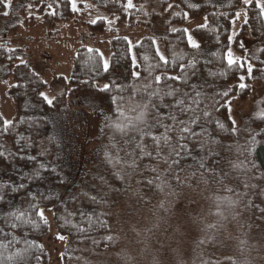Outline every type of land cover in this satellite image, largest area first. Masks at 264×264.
I'll use <instances>...</instances> for the list:
<instances>
[{"label":"trees","instance_id":"trees-1","mask_svg":"<svg viewBox=\"0 0 264 264\" xmlns=\"http://www.w3.org/2000/svg\"><path fill=\"white\" fill-rule=\"evenodd\" d=\"M8 1L0 0V21L8 16L4 15ZM10 1L13 4L17 0ZM91 1L114 16L116 27L150 24L146 0H132V8L127 7L128 0ZM30 3L33 13L35 10L41 15L50 32L61 22L80 19L78 11L72 10L71 0H31ZM262 4L264 0H251L249 4L243 0H162L166 15L173 8L177 10L167 22V30L156 35H143L134 44L125 34L113 35L107 71L103 52L98 47L87 43L77 45L66 86L53 94L51 105L40 95L47 89L48 81L22 59V48L0 41V80L8 81L7 91L15 103L14 114L7 124L0 110V196L3 197L0 199V264L47 262L48 255L40 239L49 233L50 220L44 214L48 221L45 224L37 213L48 206L52 207L58 230L74 242L95 240L100 249L114 247L118 242L110 222L123 196L117 188H130L135 179L139 181L134 186L135 191L130 188L133 193L126 194L129 201H134V196L139 193H147L151 187L157 195L171 189L179 191L173 187L177 184L174 181L176 174L180 183L187 180L194 188L203 191L208 207L215 206L214 197L219 203L220 198L224 200L213 211L214 214L217 211V217L214 215L216 221L222 223L221 232L215 233L216 230L210 226V235L182 238L180 253L175 248L169 249L167 242L165 253L154 254L155 258L159 256L157 260L147 259L144 255H124L118 264H264L262 247L258 250L248 238H232L225 229V225L241 211L240 208L234 212L240 203L228 189L244 191L246 183L254 180L251 203L255 206V188L264 184V116L261 115L264 113V92L247 115L245 124L251 132L243 131L241 141L237 139L241 128L236 122L237 131L232 132L229 116L235 118L226 106L227 101H231V109L236 101H246L254 91V84L264 83ZM241 14L244 18L239 22ZM98 17L96 24H92V20H82L91 34L106 30L108 18L98 20ZM190 19L200 21L191 27L189 33L187 23ZM189 36L199 45L198 48L191 47ZM158 40L163 44L167 64L157 55ZM229 50L233 51L232 55H239L233 57L236 63L232 65L227 61ZM192 62H195L194 69L189 67ZM181 64L185 65L183 71ZM248 64L252 65L251 76L247 71ZM135 72H139V77L133 74ZM155 76L162 77L160 84L155 83ZM168 76H180L182 79L168 80ZM241 76L243 81L239 79ZM241 83L247 87L241 89ZM106 84L110 87L104 90ZM173 89L187 93L186 103L189 105H192L196 93H200L196 97L200 101L199 107L192 106L196 107L199 125L205 130L192 125L200 135L186 141L188 148L179 157V167L174 166L171 174L163 171L168 165L161 169L157 167L161 163L155 159L153 142L145 138L143 143L147 144L153 156L137 157L139 169L133 175L124 163L131 161L126 153L132 149L125 144L127 136L119 131L117 125L126 124L128 118L137 116L141 106L148 102L150 93L160 91L162 95ZM224 91L229 92L227 97L222 95ZM151 99L158 103L156 97ZM171 99L165 97V103ZM87 102L92 111L85 107ZM117 106L124 113L119 120ZM74 107L76 111L72 115ZM66 109L69 115L67 120L64 119L65 129L62 130L66 138L61 144L53 115ZM204 112L209 115L205 116ZM94 115L98 117V131L94 137L85 134L82 141L84 131L79 133L81 129L76 131L73 127L77 124L86 131V122ZM188 115L191 113H187L185 118ZM92 138L105 145L100 150V157L98 147L88 150L87 145ZM89 151L94 156H89ZM201 162L205 165L203 169L199 167ZM85 167L97 171L95 177L99 183L90 185L92 190L79 187L78 178L84 177ZM152 167H156L157 172L161 171L158 172L160 179H155ZM37 170L40 178L32 179ZM147 180L159 185H148ZM162 180H166L170 187L164 186L161 190ZM21 184L24 187H19ZM185 198L182 188V207ZM228 200L236 203L229 206ZM20 212L25 215L18 217ZM13 224L18 226L14 228ZM185 225L183 222L182 232Z\"/></svg>","mask_w":264,"mask_h":264},{"label":"rangeland","instance_id":"rangeland-1","mask_svg":"<svg viewBox=\"0 0 264 264\" xmlns=\"http://www.w3.org/2000/svg\"><path fill=\"white\" fill-rule=\"evenodd\" d=\"M30 1L17 0L13 4L10 0L8 1L10 7H6L5 12L10 14H8L9 17L6 16L3 21H0V41L22 48V59L27 60L48 81V87L44 93L49 99L57 90L66 86V79L72 65V55L77 45L87 43L98 47L103 52L105 61L108 62L111 54L110 39L113 35L116 33L125 34L134 44L143 35H156L165 32L171 15L177 12L176 8H173L172 12L166 15L162 0H146L150 24L116 27L114 16H111L102 8L96 7L94 2L91 0H76L80 19L61 22L50 32L49 26L44 23L41 15L35 10L33 13ZM98 16H106L111 23H107L104 32L91 34L82 20H95ZM243 18L244 15L241 14L239 22ZM199 21L200 19L188 20L189 33L191 27ZM239 22L235 24V29L238 27ZM111 27L115 28L111 29ZM157 44L161 53L164 54L163 44L159 40ZM232 56L239 55L233 53ZM8 85V81L0 80V110L6 121L12 119L15 111L14 100L7 91ZM262 92H264V83L256 82L249 99L246 101L238 100L232 105V115L238 127L241 128L238 129L237 133L239 141L243 137V131L251 132L245 122L248 113L253 110L255 101ZM85 107L90 111L93 109L88 102ZM74 109L75 107L72 115L75 114L76 110L74 111ZM67 114L69 115L68 109L53 115L61 144L66 138L62 130L65 129L64 119L67 120ZM86 124V131L85 128H79L77 124L73 127L76 131L81 129L79 133L84 131L81 135L82 141L85 134L94 137L97 133L99 128L98 117L96 115L91 116ZM87 147L88 150L98 147V156H101L100 150L104 149L105 145L101 140L92 138ZM87 153L89 156H94V153L90 151ZM164 165L161 163L157 167L161 169ZM99 168L101 169V167ZM85 171L84 177L78 178L79 187L92 190L90 185H98L99 183V179L95 177L97 171L92 168L89 169V167H85ZM82 178L85 179L82 180ZM174 181L176 180L174 179ZM136 182L139 181L135 179L129 186L133 191H135ZM246 184L247 187L244 186V191L237 189L231 195L240 203L234 212L239 211L240 208L241 211L245 212H238L239 215L234 217L230 223H227L225 229L232 238H248L256 244L258 250L261 247L264 249V184L255 188V198L257 200L255 206H252L251 203L254 180ZM153 185L159 184L153 182ZM173 187L175 189L179 188V191L171 189L169 192L163 191L159 195L152 187L148 188L147 193H139L136 197L134 196V201L127 199L126 194L133 193L130 188L118 187L117 192L123 196L118 201L114 209L113 220L110 222L111 231L114 233L118 244L106 249L98 248L95 240H85L82 243L74 242L56 227L52 207H43L44 214L50 220L49 233L40 239L48 255V260L44 264H118L124 255L126 257L144 255L147 259L150 257L155 258V253L166 252L167 242L169 243V249L175 248L180 253L182 238L210 235L212 233L208 232V229L213 225L212 228L216 230L215 233L221 232L222 223L216 221L217 218H214V215L217 217V211H215V214L213 211L216 206L222 205L224 201L222 198H220V203L215 201L216 197L212 198L215 206L210 205L208 207L209 204L205 201L203 191L194 188L189 181L185 180L183 183L173 184ZM182 188L186 197L183 207ZM161 204L164 205L163 208L160 207ZM183 222L186 224V228L182 232ZM58 235H63L66 239L60 240L57 238ZM158 257L155 259L157 260Z\"/></svg>","mask_w":264,"mask_h":264},{"label":"snow or ice","instance_id":"snow-or-ice-1","mask_svg":"<svg viewBox=\"0 0 264 264\" xmlns=\"http://www.w3.org/2000/svg\"><path fill=\"white\" fill-rule=\"evenodd\" d=\"M245 4L251 3V0H243ZM72 3V10L78 11L76 0H71ZM6 7H10V3H5ZM51 7V6H50ZM128 8H132V0H128L127 3ZM171 8L172 5H169ZM262 14H264V4L261 5ZM54 14V13H53ZM4 15H8L7 12L4 13ZM239 16V13H237V17ZM106 17H98V20H106ZM111 23V21H108ZM92 24H96L97 20H92ZM178 31V30H177ZM184 31H187L186 29ZM189 44L193 48H198L199 45L192 40L191 36H189ZM232 37H229V40H231ZM157 55L159 56L160 60L164 62V64L168 63V60L166 57H164L163 54L159 52V49H157ZM134 59V57H133ZM227 61L229 65H232L236 63L234 61L232 52L229 50L227 53ZM23 63V61H22ZM189 67L195 68V62H192ZM243 67V65H241ZM104 68L107 71L109 68V64L107 61L104 63ZM181 70L183 71L185 68V65H180ZM247 71L249 76H251L252 73V65L248 64ZM135 76L139 77V72L133 73ZM195 75V72L192 73ZM168 80H181L182 78L180 76H168L166 77ZM241 81L244 80V77H239ZM155 83L160 84L162 77L161 76H155L154 77ZM185 82H187L185 80ZM110 87V85H104V90H107ZM241 89H245L247 87L246 84L241 83L239 85ZM41 97H43L48 104H52L53 100L49 99L45 93H40ZM224 97H227L229 95L228 91H224L222 93ZM200 93H196V97H199ZM151 97H156L158 100V103L156 101H153ZM165 97H171V101L168 103H165ZM183 97V98H181ZM194 97L192 99V105H196V107H199L200 101ZM188 99L187 93H180L179 89H173L169 91L163 92V94H160V91H154L150 93V98L147 103H144L141 106L140 113L135 117L128 118V121L126 124L119 123L117 125L119 131L127 136V139L125 140V144L129 146L132 150L126 153L127 157H131V161H124L127 168L132 170V174H136V172L139 169V165L137 164V157L140 159H143L144 156L152 157L153 152L148 151L147 144L143 143L145 138H150L152 140V147L155 152V159L158 163H163L168 165L167 168H165L163 171L167 173H172L173 167H179L181 160L179 157L181 156L182 152L188 148V144L186 141L191 137H197L200 135V133H197L194 131L192 125H197L201 127V131H204V126L199 125V117L196 115V107H193L192 105H189L186 103ZM121 100H123V97H121ZM113 103H115V98H113ZM226 106L228 107L229 113L231 112V101L226 102ZM134 111V109H133ZM117 113V119L119 120L120 116H123V110L117 106L116 109ZM187 113H191V115H188L187 118H185V115ZM205 116L209 115V113L204 112ZM262 116H264V113H261ZM229 119L233 125L232 132H236V121L229 116ZM5 124L9 123L8 121H4ZM223 127V125H221ZM160 129H163V131H160ZM203 147V145H201ZM165 152H167V155H165ZM107 155V154H106ZM120 161L117 160V163ZM170 162V163H169ZM43 167V165H41ZM199 167L201 169L205 168V165L203 162L200 163ZM151 171L153 173H156L155 179H160V173L157 172L156 167H152ZM194 175V173H193ZM32 179H39L40 178V172L37 170L35 173H33ZM123 178V177H122ZM175 180L177 184L180 183V177L178 174L175 175ZM148 185L153 184V180H147L145 181ZM164 186H169L166 180L161 181V190H163ZM19 187H24L23 184H21ZM247 187V185H245ZM229 192L234 191L233 189L229 188ZM0 199H3L2 196H0ZM93 200H95V197H92ZM236 201L228 200L229 206H232L235 204ZM35 207V205H33ZM161 208L164 207L163 204L160 205ZM25 215L24 212H20L18 214V217H23ZM37 215L43 219L44 223L47 224L48 221L46 218H44V210L40 209L37 213ZM18 225L13 224L12 227H17ZM214 227V225L212 226ZM60 240L66 239L63 235H58L57 237ZM111 239V237H109Z\"/></svg>","mask_w":264,"mask_h":264}]
</instances>
